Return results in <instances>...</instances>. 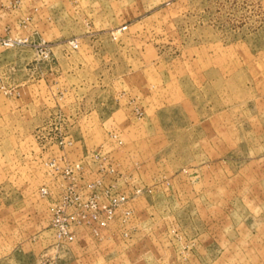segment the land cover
<instances>
[{
	"label": "rangeland",
	"instance_id": "1",
	"mask_svg": "<svg viewBox=\"0 0 264 264\" xmlns=\"http://www.w3.org/2000/svg\"><path fill=\"white\" fill-rule=\"evenodd\" d=\"M0 264H264V0H0Z\"/></svg>",
	"mask_w": 264,
	"mask_h": 264
}]
</instances>
